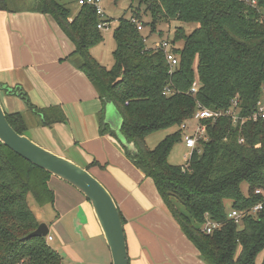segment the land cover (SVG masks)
Here are the masks:
<instances>
[{
	"label": "trees",
	"instance_id": "trees-1",
	"mask_svg": "<svg viewBox=\"0 0 264 264\" xmlns=\"http://www.w3.org/2000/svg\"><path fill=\"white\" fill-rule=\"evenodd\" d=\"M137 1L132 16L121 17L114 30L110 68L92 54L104 39L95 7L81 6L74 14L69 3L78 0H30L28 9L50 15L74 44L79 69L103 104L112 102L120 111L126 143L103 123L100 133L116 138L132 163L153 180L170 217L200 258L206 264H256L264 251V119L253 118L264 96V0ZM15 9L13 0H0V10ZM143 12L150 13V21ZM132 18L151 33L163 34L160 25L174 21L187 25L177 26L169 39L179 60L176 67L163 49L148 45ZM194 82L198 87L193 92ZM0 92L23 99L42 126L67 120L60 105L40 108L25 91L2 83ZM201 107L222 115L201 120L206 139L185 164L170 163L173 146L182 141L183 125L192 122ZM233 108L240 114L237 123L229 113ZM6 116L25 134L29 126L22 112L6 111ZM172 128L175 131L156 147H148L150 134ZM94 165L106 166L93 161L87 168ZM52 176L0 141V264H61L62 255L49 244V234L30 236L41 222L29 195L40 205L54 203ZM259 203L263 208L249 213ZM228 206L244 214L240 223L229 217ZM208 217L220 224L211 233L204 229Z\"/></svg>",
	"mask_w": 264,
	"mask_h": 264
},
{
	"label": "crops",
	"instance_id": "crops-1",
	"mask_svg": "<svg viewBox=\"0 0 264 264\" xmlns=\"http://www.w3.org/2000/svg\"><path fill=\"white\" fill-rule=\"evenodd\" d=\"M74 49L50 15L30 11L28 5L0 10V83L25 91L40 108L60 105L67 120L42 126L23 99L0 92L5 111L22 112L29 126L25 134L54 153L85 168L93 161L106 164L89 170L112 193L126 220L130 264H206L170 217L153 180L132 163L116 138L100 133L102 123L117 132L106 122V113L109 107L118 108L112 102L103 104L79 69L80 58L72 54ZM49 185L58 207L68 201V211L77 209L90 239L104 236L92 204L80 191L55 176Z\"/></svg>",
	"mask_w": 264,
	"mask_h": 264
},
{
	"label": "rangeland",
	"instance_id": "rangeland-1",
	"mask_svg": "<svg viewBox=\"0 0 264 264\" xmlns=\"http://www.w3.org/2000/svg\"><path fill=\"white\" fill-rule=\"evenodd\" d=\"M29 1L30 0H13V5L16 8H24L28 5ZM138 5L139 2L137 0H102V6L107 17L111 19V23L108 27L102 29L104 39L92 48V54L108 68H110L114 62L112 51L116 47V41L113 33L118 26L119 19L121 17H131L133 8H136ZM69 6L74 14L81 8L78 6L77 2L69 3ZM142 8L145 10V6H142ZM143 17L146 22L151 20L150 13L143 12ZM182 24L181 22L174 21L170 25H160L159 29L163 31V34L158 32L151 33L148 26L143 27L141 31L147 36L148 45L155 46L157 43H161L164 40H172L176 27ZM183 25L187 27L186 24ZM195 125V120L187 124L188 127L183 131L182 141L177 142L169 154L168 160L170 163L175 165L186 163L191 150L186 146L184 137L194 129ZM175 129L176 128L160 130L150 134L146 138L148 147H156L161 140L169 133L174 132ZM242 190L245 195L248 194L247 183L242 185ZM64 192V196L66 195V197L69 198V192ZM29 203L40 222H44L50 226L49 234L52 235L53 239L48 240V242L54 249L60 251L62 255L61 264H112L111 252L105 237L102 235L98 238L90 239L89 232L85 227L86 225L82 226L83 221H80L77 217V209L68 211L70 205L68 201H65L62 205L60 204L59 207L56 204V199L54 203L40 205L34 195L30 194ZM228 210H231L229 206ZM263 256L264 251L257 255L256 264H261Z\"/></svg>",
	"mask_w": 264,
	"mask_h": 264
},
{
	"label": "water",
	"instance_id": "water-1",
	"mask_svg": "<svg viewBox=\"0 0 264 264\" xmlns=\"http://www.w3.org/2000/svg\"><path fill=\"white\" fill-rule=\"evenodd\" d=\"M109 107L106 122L112 125L119 139L121 113ZM0 141L33 164L75 187L92 204L105 240L110 249L112 264H130L124 222L119 205L109 189L88 168L41 146L26 134L18 133L9 123L0 97ZM126 143V142H125ZM48 224L41 222L30 236H47Z\"/></svg>",
	"mask_w": 264,
	"mask_h": 264
},
{
	"label": "built area",
	"instance_id": "built-area-1",
	"mask_svg": "<svg viewBox=\"0 0 264 264\" xmlns=\"http://www.w3.org/2000/svg\"><path fill=\"white\" fill-rule=\"evenodd\" d=\"M78 6H93L96 8L97 11V15L99 16V23H98V28L99 29H104L105 27H108L111 23L110 19L107 17L106 12L102 6V0H78L77 2ZM131 21L135 24L138 25V29L142 30L143 26L140 22H138V20L136 18H132ZM155 47H159L161 49H163V51L166 54L167 60L169 62V64L171 65L172 68L176 67V65H178V57L176 56V54L172 51V44L171 42L168 40H164L161 43H157L155 45ZM197 82H194L193 87H192V91H196L197 90ZM237 102L234 101V105H236ZM230 115L233 117V120L235 123H237L241 118H240V114L238 109L233 108L232 110L230 109L229 111ZM220 115H222V113L220 111H212L210 109L207 108H200L199 111L196 113L194 120L196 121V125L194 127V129L189 133L186 134L184 137V141L186 146L192 151L197 148V145L199 143V141L201 139H206V126L203 125L201 123L202 119L205 118H217ZM253 118H261L264 119V96L262 97V99L258 102L257 104V109L253 115ZM243 122V120H242ZM188 126L187 124L183 125V129H186ZM190 153V155H191ZM189 155V157H190ZM187 157V158H189ZM257 193H261V190H257ZM263 208V205L261 203L257 204L256 206H254L253 209H251V211H249V213H257L259 210H261ZM243 213L235 210V209H231L229 211V217L234 219L237 223L241 222V218L243 217ZM209 218V217H208ZM220 224L217 221L212 220L211 218H209L205 224L204 229L206 230V232L211 233L215 228L219 227ZM53 237L51 235L48 236V240H52Z\"/></svg>",
	"mask_w": 264,
	"mask_h": 264
}]
</instances>
